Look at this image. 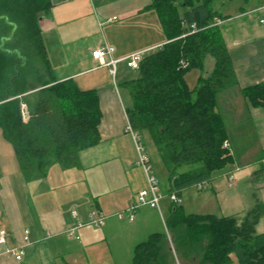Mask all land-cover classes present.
Instances as JSON below:
<instances>
[{
	"label": "trees",
	"instance_id": "trees-1",
	"mask_svg": "<svg viewBox=\"0 0 264 264\" xmlns=\"http://www.w3.org/2000/svg\"><path fill=\"white\" fill-rule=\"evenodd\" d=\"M214 1L152 0L145 6L158 13L166 41L149 50L137 75L122 83L131 98L126 108L131 127L141 139L143 132L149 134L169 172L168 192L178 195L233 161L223 147L227 129L217 96L237 77L217 23L226 16ZM53 5L52 0H0V128L27 179L46 175L55 163L79 166L80 152L101 140L97 91L54 75L39 25ZM208 56L215 60L212 73L191 88L187 72L204 71ZM243 92L253 106H264V81ZM263 213L258 205L242 219L187 214L173 203L166 227L184 260L232 264L234 254L238 264H264V232L255 229ZM168 235L154 232L139 242L133 264H178Z\"/></svg>",
	"mask_w": 264,
	"mask_h": 264
},
{
	"label": "crops",
	"instance_id": "crops-1",
	"mask_svg": "<svg viewBox=\"0 0 264 264\" xmlns=\"http://www.w3.org/2000/svg\"><path fill=\"white\" fill-rule=\"evenodd\" d=\"M52 1L50 14L41 17L39 22L43 37L57 25L50 19L52 11L68 3L67 0L64 4L59 3L61 0ZM243 1V4H225L224 12L218 10L226 16L218 24L237 77V83L228 90L230 95L225 94V89L217 96L233 161L212 173L207 188L192 186L197 191L191 198L183 192L185 189L181 191V205L187 214L242 219L258 205L264 211V106H253L243 92L245 87L264 81V23L261 22L264 0ZM92 2L89 0V6ZM151 2L126 7L123 16L146 11L145 6ZM159 29L152 40L139 47L126 46L127 40L119 44L111 42L115 46L114 55L123 57L140 48L151 50L160 46L166 36L161 26ZM95 44L90 42L87 48H77L78 53L86 54L83 67L77 71H63L58 76L50 59L58 80L72 78L80 89L96 90L99 96L101 140L80 152L79 166L55 163L46 175L27 179L0 128V229L6 230V240L0 243V264H119L124 260L126 249L129 260L135 245L154 232H163L164 217L155 208L140 209L134 220H129L130 203L148 185L147 175L137 163L133 135L127 129L126 108L131 105V98L122 83L133 76L124 63L120 64L116 77L108 67L99 66L92 57V50L99 43ZM214 66L215 60L212 71ZM121 88L127 92V103ZM151 143L155 151L145 146L154 172L161 188L168 191V169L152 140ZM165 206L170 216L173 203L170 201ZM189 206L193 211L186 210ZM73 209L82 221H87L92 211L100 210L105 214V224L100 227L87 224L77 229L80 238L71 236L67 228L75 221ZM120 212H124L126 221L119 216ZM255 229L264 232V213ZM26 230L28 240L24 238ZM164 231L168 233L167 227ZM19 248L24 250V255L17 260L10 250ZM190 260L197 263L196 258ZM232 264L237 262L233 260Z\"/></svg>",
	"mask_w": 264,
	"mask_h": 264
},
{
	"label": "rangeland",
	"instance_id": "rangeland-1",
	"mask_svg": "<svg viewBox=\"0 0 264 264\" xmlns=\"http://www.w3.org/2000/svg\"><path fill=\"white\" fill-rule=\"evenodd\" d=\"M64 0L59 3L64 4ZM92 5L89 6V0H67V4L61 5L58 11H52L50 19L54 20L57 24L53 31L45 32L44 39L47 45V51L50 59H52L54 66L56 68V73L58 76L61 75L63 71L67 73L68 71H77L81 69V64L85 62L86 54L82 55L78 53V49L87 48L90 42L100 45L101 43L107 42H117L124 43L126 46L139 47L144 45V43L152 40L160 30L159 16L156 10H146L142 12H137L131 16H123L124 8H129L133 5H145L151 0H92ZM231 2L244 3L243 0L231 1V0H215V7L217 10L224 12L223 9L225 4H233ZM237 3V4H238ZM179 5V3H178ZM53 16V17H52ZM115 16V17H114ZM110 18V19H108ZM39 18V22H40ZM110 40V41H109ZM95 44V45H96ZM97 45V46H98ZM112 45V44H111ZM96 46V47H97ZM72 48V49H71ZM138 49V48H137ZM135 49V50H137ZM143 50V48H140ZM153 50V49H151ZM150 50V51H151ZM141 51V50H137ZM36 64V63H35ZM38 64V63H37ZM35 65L38 67V65ZM125 64V63H124ZM126 65V64H125ZM214 65V58L208 56L205 61L204 71L198 68H192L186 74V79L191 88H194L197 84L198 78L201 75L209 77L212 73V68ZM127 66V65H126ZM128 67V66H127ZM129 68V67H128ZM38 69V68H37ZM129 70V75L136 76L137 70ZM117 76V75H116ZM231 88V87H230ZM230 88L226 89L225 94L230 95ZM123 89V88H121ZM123 91L124 100L127 103L129 97L127 92ZM121 91V92H122ZM223 91V90H222ZM221 96V94H220ZM142 141L144 145L147 146L148 150H154L152 148L151 140L147 132H143ZM155 151V150H154ZM230 154L231 148H230ZM156 154V152H155ZM161 187V186H160ZM161 190L167 195L164 200L161 201V212L164 217L162 223V231L166 230V220L168 219V209L165 205L170 203V198L168 196L169 192L161 188ZM197 190L193 187L185 189L183 192H187L188 196L191 198ZM172 202V201H171ZM180 204H183L182 202ZM146 208H150L147 205L137 209L135 216L138 215L139 211H143ZM141 209V210H140ZM191 206L187 208V211H193ZM145 211V210H144ZM125 214H123V218ZM126 221V218H124ZM168 236L171 242L172 254L178 264H198L191 262V260H184L175 251L174 245L171 239V233L168 232ZM146 240V239H145ZM136 246V245H135ZM135 249V247H134ZM134 249L130 254L129 260L127 259V249L125 255H123V262L120 261L119 264H132V257L134 255ZM235 262L236 256L232 254ZM126 261V262H125ZM130 262V263H129ZM238 264V263H237Z\"/></svg>",
	"mask_w": 264,
	"mask_h": 264
},
{
	"label": "built area",
	"instance_id": "built-area-1",
	"mask_svg": "<svg viewBox=\"0 0 264 264\" xmlns=\"http://www.w3.org/2000/svg\"><path fill=\"white\" fill-rule=\"evenodd\" d=\"M220 21L221 19H218L217 23H219ZM261 22L264 23V19H262ZM193 26H195V24ZM148 51L149 50L135 51L126 56L117 57L114 55L115 46L111 45L110 43L104 42L92 50V57L93 59H95V61L98 62L99 66L108 67L111 75L116 77L121 63H125L132 70H137L139 68L141 59ZM23 106L25 107L26 105L24 104ZM127 129L131 132L134 138V142L138 154L137 163L144 169L148 181L147 187L141 189L138 192L136 198L134 199L133 202L130 203L128 207V213H129L128 217L129 220L132 221L135 218V213L137 209H139L142 206L147 205L161 211V201L167 195L161 190L159 178L155 174L152 166L151 156L148 153L147 148L141 139V136L139 135V133H137L132 129L130 122ZM223 147L226 148L228 151H230V144L228 140L224 141ZM209 184H210L209 180H203L201 182L196 183L195 187L202 190L207 188ZM168 196L172 201V203L182 202L180 196L175 192H170ZM123 213L120 212L119 216L123 217ZM72 216L74 217L75 221L67 228V232L71 236H75L77 238H80V236L76 234L78 228H81L87 224L94 225L97 227L103 226L105 224V214L100 210L92 211L89 214L87 221H82L79 218L76 209L72 210ZM28 232H29L28 230L25 231L26 233L24 237L25 240H28ZM5 240H6V230L0 229V243H4ZM10 252L15 256L17 260L22 259L24 255V250L22 248L11 249Z\"/></svg>",
	"mask_w": 264,
	"mask_h": 264
}]
</instances>
